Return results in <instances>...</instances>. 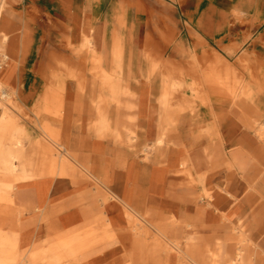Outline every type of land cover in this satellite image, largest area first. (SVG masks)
<instances>
[{"label":"bare ground","instance_id":"bare-ground-1","mask_svg":"<svg viewBox=\"0 0 264 264\" xmlns=\"http://www.w3.org/2000/svg\"><path fill=\"white\" fill-rule=\"evenodd\" d=\"M71 7L63 2L71 58L47 62L40 93L21 81L19 58L28 53L31 29L10 0H0V264H103L100 252L117 244L125 250L124 264H263L264 179L258 176L264 174V112L252 108L251 118L230 122L225 134L213 123L204 143L194 101L172 99L189 88L213 115L211 90H226L233 104L252 103L264 95V77H237L221 62L224 74L196 68L200 79L189 84L161 75L153 95L158 64L139 51L137 62H123L125 41L116 32L112 61L104 62L94 37L79 34ZM84 51L90 62H81ZM20 119L36 125L40 136ZM224 139L240 146L227 154ZM251 154L256 169L238 181L242 185H212L218 167L244 169ZM53 185L69 197L46 200ZM28 188L37 204L23 202ZM113 202L123 209L116 218L125 219L124 227H114L104 210ZM71 208L81 210L85 225L58 228V216ZM24 214H33L45 225L39 233L48 234L27 248Z\"/></svg>","mask_w":264,"mask_h":264},{"label":"rangeland","instance_id":"rangeland-1","mask_svg":"<svg viewBox=\"0 0 264 264\" xmlns=\"http://www.w3.org/2000/svg\"><path fill=\"white\" fill-rule=\"evenodd\" d=\"M197 5L196 3H185L184 0H88L87 2L85 0H75L74 9L77 11L89 10L93 16L101 17V20L92 18L89 24L91 26L96 25L99 21H107V25L113 29V32L123 37L128 44V48L133 49L134 62H137L135 55L139 51L147 53L152 61L151 63L158 64L154 79L155 83H153L155 88L153 95H156L157 81L161 75L170 76L169 82L172 80H185L186 84H189L191 81L200 79V71L197 69L211 72L222 71L224 74L225 66L221 62H175L174 60L173 46L184 36L182 33L183 27H187V24L179 20L181 10L190 9L191 6ZM207 5L206 2L201 3V9ZM219 5L225 9H230L232 4L225 0H219ZM251 5L252 3L246 2L244 8L250 9ZM45 6H47L45 3L40 5L20 1H17L14 6L15 14L29 25L33 33L31 37L34 39V47L29 60L22 69L23 85L27 91L30 87L36 85L40 93L45 86L47 62H59L63 58H71L70 51L65 50L64 47V44L70 39L71 25L67 19L61 16L56 4L53 6L48 5V8H45ZM235 21L242 23L245 27L251 25L252 22L239 18ZM246 38H248V35ZM228 64L237 77L247 80L264 77V62H230ZM211 92V98L215 102L216 108L213 115L208 113L207 108L201 104L199 99H194L189 88L182 87L180 91L173 95L172 99V104H177L185 95L194 101V108L197 111V116L194 119L197 123L198 133L202 134L204 143L210 141L207 131L213 123L220 133L225 134V128L230 122L233 121L242 125L240 118H251L253 116L252 108H258L264 112V95L256 96L255 101L247 103L248 105L245 103L239 105L233 104L224 89L218 92L217 90H211ZM31 106L32 104L28 105V107ZM26 111L30 119H33L28 108ZM19 121L33 137L38 138L40 136L36 125L29 123V120L20 119ZM223 142L227 154H231L240 146L228 139H224ZM251 156L252 158L244 169L241 167L229 168L227 165L218 167L212 185H233L234 182L242 185L238 181L242 182L250 175L253 176L256 169V157L254 154H251ZM258 177L264 179V174H260ZM117 186L120 189L121 185ZM113 191L118 190L113 188ZM244 194L245 192L239 198H243ZM259 213L264 217V208ZM28 216L29 214L22 215V220ZM244 225L248 232L255 233L254 223L246 221ZM259 242L264 246V235L259 239Z\"/></svg>","mask_w":264,"mask_h":264},{"label":"crops","instance_id":"crops-1","mask_svg":"<svg viewBox=\"0 0 264 264\" xmlns=\"http://www.w3.org/2000/svg\"><path fill=\"white\" fill-rule=\"evenodd\" d=\"M45 3L53 6L57 5L61 16L64 15L63 2L65 0H10L15 6L16 2ZM72 3L71 9L67 12L77 14L80 20L79 34L91 35L94 37L95 50L102 55L104 62H111V49L113 45V29L107 24V21H99L94 26L89 25L90 20L100 19L95 17L89 10L74 9L75 0H67ZM88 0H85L87 2ZM231 3L230 9H225L219 5V0H184L185 3H196L197 6H191L190 9H182L179 20L187 24L183 27L182 36L173 46L175 62H264V0H225ZM206 2L208 5L201 9L200 4ZM246 2L252 3L250 9H245ZM193 7V9H192ZM54 9L53 7H50ZM241 15V16H240ZM250 20L251 25H242L237 19ZM16 27H20L15 23ZM93 29V30H91ZM33 34L32 32L30 33ZM248 35V38H246ZM34 47V39L31 37L28 53L24 58H19V62H28L30 53ZM144 53V52H142ZM133 49L128 48L124 43L123 62H134ZM89 54L84 51L81 62H90ZM142 62H148L147 60ZM223 64V63H222ZM23 66V67H24ZM23 83V79L21 80ZM24 86V85H23ZM24 88V87H23ZM54 185L46 195V200L61 202L69 197L67 190H55ZM23 202L37 204L38 195L33 188H28L22 194ZM108 218L114 227H124L125 219L116 218L118 214L123 215V209L116 203H109L104 207ZM66 215H72V221H66ZM56 225L60 229H70L74 227H83L85 218L79 208H71L59 215ZM23 248L31 247L32 244L43 241L48 234L39 231L45 225L36 222L33 214L23 220ZM122 236V235H121ZM122 243L127 240L122 236ZM102 250V248H101ZM124 248L120 245L110 246L104 249L100 254L104 258L103 264H124ZM105 256V257H104Z\"/></svg>","mask_w":264,"mask_h":264}]
</instances>
